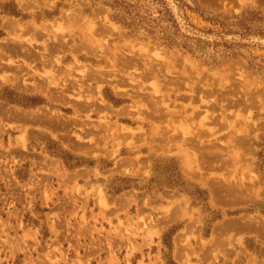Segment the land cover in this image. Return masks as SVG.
I'll return each mask as SVG.
<instances>
[{
  "label": "rangeland",
  "instance_id": "rangeland-1",
  "mask_svg": "<svg viewBox=\"0 0 264 264\" xmlns=\"http://www.w3.org/2000/svg\"><path fill=\"white\" fill-rule=\"evenodd\" d=\"M0 264H264V0H0Z\"/></svg>",
  "mask_w": 264,
  "mask_h": 264
},
{
  "label": "bare ground",
  "instance_id": "bare-ground-1",
  "mask_svg": "<svg viewBox=\"0 0 264 264\" xmlns=\"http://www.w3.org/2000/svg\"><path fill=\"white\" fill-rule=\"evenodd\" d=\"M18 2H19V1H18ZM24 5H25V4H24ZM24 5H23L22 7H24ZM25 8H26V7H25ZM21 9H22V8H21ZM5 24H6V23H5ZM7 25H8V24H7ZM5 26H6V25H5ZM5 26H4V27H5ZM58 44H59V43H58ZM52 45H53V44H52ZM63 46H64V45H63ZM63 46H62V47H63ZM53 47H54V49H55V46H53ZM59 47H60V46H59ZM59 47H58V48H59ZM19 51H20V50H18V52H19ZM27 51H28V50H27ZM18 52H17V53H18ZM23 52H24V51H23ZM23 52H22V53H23ZM25 52H26V50H25ZM17 56H19V55H17ZM10 63H11V62H10ZM19 82H20V81H19ZM22 85H24V83L22 84V82H21V86H22ZM25 85H26V84H25ZM25 85H24V86H25ZM38 86L40 87L41 85H37V86H35V87L38 88ZM116 86H117V85H116ZM116 86H115V87H116ZM16 87H17V86H16ZM22 87H23V86H22ZM26 87H27V86H26ZM26 87H24V88L26 89ZM35 87H33V88H35ZM41 87H42V86H41ZM46 87H47V86H46ZM20 88H21V87H20ZM37 88H36V89H37ZM22 89H23V88H22ZM25 89H24V91H28V90H29V88L26 89V90H25ZM41 89H42V88H41ZM41 89H40V90H41ZM20 90H21V89H20ZM32 90H34V89H32ZM153 90L155 91L156 89L154 88ZM41 91H42V90H41ZM116 92H117V90H116ZM154 93H156V92H154ZM48 94H50V93H48ZM48 94H47V98H48L50 101H52V102H57V101H56L57 99H56L55 97H53L51 94H50V95H48ZM125 95H127V94H125ZM123 96H124V95H122V97H123ZM119 98H120V97H119ZM55 99H56V100H55ZM58 99H59L58 101H60V97H58ZM123 100H124V99H123ZM62 101H63V100H62ZM158 101H159V100H158ZM156 102H157V101H156ZM159 104H160V103H159ZM148 105H149V102H148ZM153 105H154V104H153ZM153 105H152V108L155 109V108L153 107ZM161 105H163V103H162ZM161 105H160V106H161ZM164 105H165V103H164ZM162 107H164V106H162ZM150 108H151V107H150ZM165 109H166V108H165ZM4 110H5V109H4ZM155 110H156V109H155ZM155 110H154V111H155ZM160 110H161V112L163 111V110L160 109V107H159L158 112H159ZM39 111H41V110H39ZM150 111H151V109H150ZM150 111H149V112H150ZM7 112H8V111H7ZM10 112H11V111H10ZM145 112H147V110H145ZM155 112L157 113V111H155ZM163 112H165V111H163ZM167 112H168V111H167ZM8 113H9V112H8ZM8 113H7V114H8ZM139 113H140V111H139ZM11 114H12V112H11ZM19 114H20V113H19ZM52 114H53V113H52ZM150 114H151V113H150ZM160 114H162V113H159V117H160V119H161L163 115L160 116ZM8 115H9V114H8ZM8 115H7V116H8ZM50 115H51V114H50ZM146 115H147L148 118L151 117V115H149L148 112L146 113ZM152 115H153V114H152ZM5 116H6V115H5ZM18 116H19V115H18ZM18 116H17V117H18ZM45 116H46V115H45ZM45 116H44V117H45ZM139 116H140V115H139ZM56 117H57V116H56ZM8 118H9V117H8ZM14 118H15V116H14ZM21 118H22V117H21ZM36 118L39 119L38 116H37ZM54 118H55V117H54ZM61 118H62V117H61ZM61 118H60V120H61ZM137 118H138V117H137ZM148 118H146V120H147ZM16 119H17V118H16ZM150 119H151V118H150ZM153 119H156V118L153 117ZM153 119H152V120H153ZM25 120H26V119H25ZM48 120H49V119H48ZM53 120H54V119H53ZM157 120H158V119H157ZM3 121H4V120H3ZM8 121H9V120H8ZM11 121H12V120H11ZM21 121H22V120H21ZM23 121H24V120H23ZM35 121H36V120H35ZM39 121H40V120H39ZM43 121H44V120H43ZM36 122H37V121H36ZM44 122H45V121H44ZM48 122H49V121H47V123H48ZM51 122H52V121H51ZM58 122H60V121H58ZM62 122H63V121H62ZM21 123H24V122H21ZM47 123H46V124H47ZM50 124H51V123H50ZM58 124H60V123H58ZM58 124H57V125H58ZM62 124H63V123H62ZM41 125H42V123H41ZM43 125H44V124H43ZM63 126H64V125H63ZM35 127H36V126H35ZM105 127H106V126H105ZM120 127H121V126H120ZM185 127H186V126H185ZM25 128H26V127H25ZM123 128H125V127H123ZM22 129H23V128H22ZM52 129H53V128H52ZM127 129H128V128H127ZM127 129H124V132H126L125 130H127ZM186 129H187V127H186ZM122 130H123V129H122ZM128 130H129V129H128ZM128 130H127V131H128ZM182 130H183V128H182ZM118 131H120V130H118ZM183 131H184V130H183ZM183 131H182V132H183ZM104 132H105V131H104ZM124 132H122V134H123ZM115 133H116V132H115ZM117 133H119V132H117ZM126 133H127V132H126ZM103 134H104V133H103ZM124 134H125V133H124ZM129 134H130V130H129ZM134 134H135V133H134ZM184 134H185V132H184ZM184 134H183V135H184ZM115 135H117V134H115ZM120 135H121V134H120ZM183 135H182V136H183ZM117 137H118V136H117ZM181 138H182V137H181ZM19 139H20L21 141H19ZM19 139H18V142H23V138H22V139L19 138ZM125 139H126V137H125ZM15 140H16V139H15ZM188 150H189V149H188ZM188 150H187V151H188ZM184 152H185V151H184ZM189 152H191V150H190ZM112 153H113V152H112ZM193 153H194V152H193ZM89 154H90V153H89ZM185 155H187V154L185 153ZM194 155H195V153H194ZM193 157H194V156H193ZM195 158H196V157H194V159H195ZM192 159H193V158H192ZM196 159H197V158H196ZM196 159H195V163H196ZM197 160H198V159H197ZM195 166H196V164H195ZM117 168H118V167H117ZM119 169H120V168H119ZM190 171H191V170H190ZM214 189H215V188H214ZM217 191H219V190H217ZM213 192L215 193V191H213ZM211 198H212V197H211ZM215 198H216V197H215ZM215 198H214V200H215ZM101 200H102V199H100V201H101ZM215 203H216V202H215ZM55 225H56V224H55ZM50 227H51V226H50Z\"/></svg>",
  "mask_w": 264,
  "mask_h": 264
},
{
  "label": "trees",
  "instance_id": "trees-1",
  "mask_svg": "<svg viewBox=\"0 0 264 264\" xmlns=\"http://www.w3.org/2000/svg\"><path fill=\"white\" fill-rule=\"evenodd\" d=\"M224 23L226 24L219 23V25L221 24L226 29L246 27V25L243 23H240V22L234 23L233 19H224Z\"/></svg>",
  "mask_w": 264,
  "mask_h": 264
}]
</instances>
